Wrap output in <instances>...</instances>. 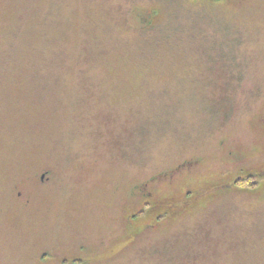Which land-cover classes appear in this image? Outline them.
<instances>
[{
  "label": "rangeland",
  "instance_id": "1",
  "mask_svg": "<svg viewBox=\"0 0 264 264\" xmlns=\"http://www.w3.org/2000/svg\"><path fill=\"white\" fill-rule=\"evenodd\" d=\"M0 264H264V0H0Z\"/></svg>",
  "mask_w": 264,
  "mask_h": 264
},
{
  "label": "flooded vegetation",
  "instance_id": "2",
  "mask_svg": "<svg viewBox=\"0 0 264 264\" xmlns=\"http://www.w3.org/2000/svg\"><path fill=\"white\" fill-rule=\"evenodd\" d=\"M212 1H220V0H212ZM154 15V11H151V13H146L144 16H142V21L146 23H150L151 19ZM231 156H233L232 153H230ZM194 163H188L185 162V164L180 165L178 168L177 172L173 171L171 175H169L167 178L165 176L160 175L161 178L159 179V176L156 178L152 179V183H159L162 180H173L174 175L181 173L183 171H191L194 169ZM176 172V173H175ZM254 173H246L244 175L239 174L238 179H245L247 177H252L254 176ZM231 184L224 183L223 179H216L211 182L210 186L206 188L204 191L201 193L195 194L193 196L190 195V191L186 192L184 194V198L178 202L173 200V196H165L164 198H160L157 194L158 192L156 191L155 187H151L150 184H140L135 186V192L134 196L137 199V207H134L135 210H130L128 213H126L125 216V221H128L127 223V229L130 230V224L131 221L135 220L132 218V214L134 212H137L138 209H141L144 206H147V211L150 214V219H152L151 223L148 224L146 227L143 229L148 228H153L155 225H158L160 218H163L165 214L167 215H176L177 212H180L182 210H189L193 207H195L200 201L203 199H206L207 197H213L216 195H219L220 193L224 191L230 190ZM137 209V210H136ZM138 231V229L132 230L133 233ZM143 232V231H142Z\"/></svg>",
  "mask_w": 264,
  "mask_h": 264
},
{
  "label": "trees",
  "instance_id": "3",
  "mask_svg": "<svg viewBox=\"0 0 264 264\" xmlns=\"http://www.w3.org/2000/svg\"><path fill=\"white\" fill-rule=\"evenodd\" d=\"M260 175H258V174H255L254 176H252V177H247L246 179H239L238 181L240 182V183H246L245 185H243V187H252V185H254L255 183H251L252 182V180H254V179H257L258 180V178H260L259 177ZM252 184V185H250V184ZM210 186V185H209ZM208 188V187H207ZM143 230V229H142Z\"/></svg>",
  "mask_w": 264,
  "mask_h": 264
}]
</instances>
